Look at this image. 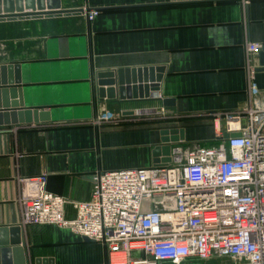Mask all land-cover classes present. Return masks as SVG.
Listing matches in <instances>:
<instances>
[{
	"label": "crops",
	"instance_id": "obj_1",
	"mask_svg": "<svg viewBox=\"0 0 264 264\" xmlns=\"http://www.w3.org/2000/svg\"><path fill=\"white\" fill-rule=\"evenodd\" d=\"M60 6L82 13L0 22V67H11L7 73L26 85L25 105L51 119L0 127L11 130L0 135V227L12 221L20 227L29 264H110L99 243L57 227L23 226L20 181L45 176L52 194L85 202L95 172L153 166L161 130H184L182 147L215 145L211 116L248 102L244 46L264 45V0H60ZM85 10L99 13L89 22ZM159 67L160 89L151 94L158 100L141 107L171 99L164 108L173 124L141 122L133 111L141 103L99 101L95 94L98 72ZM254 81L264 94V72ZM101 110L119 111L101 125L95 121ZM65 217H74L70 205Z\"/></svg>",
	"mask_w": 264,
	"mask_h": 264
},
{
	"label": "built area",
	"instance_id": "obj_2",
	"mask_svg": "<svg viewBox=\"0 0 264 264\" xmlns=\"http://www.w3.org/2000/svg\"><path fill=\"white\" fill-rule=\"evenodd\" d=\"M98 13L84 11L89 22ZM261 48L244 46L248 102L240 111L211 116L214 146L183 149L178 142L171 145L167 164L95 172L85 202L52 194L45 176L22 179L21 224L57 227L99 243L110 264L214 258L264 264V94L253 82ZM100 119L116 117L106 112ZM8 133L0 129V135ZM224 134L237 136L223 139ZM67 205L72 219L65 217Z\"/></svg>",
	"mask_w": 264,
	"mask_h": 264
},
{
	"label": "water",
	"instance_id": "obj_3",
	"mask_svg": "<svg viewBox=\"0 0 264 264\" xmlns=\"http://www.w3.org/2000/svg\"><path fill=\"white\" fill-rule=\"evenodd\" d=\"M138 6L144 7L148 5ZM245 12L248 17V7L245 8ZM78 13H82V10L61 9L60 0H0V22L71 16ZM257 64L255 75L256 73L264 72V45L258 53ZM9 71H11V67H0V127L23 125L29 123L31 119L35 124L51 121L50 113H38V109L25 105L26 85L21 82L18 76L13 78L8 74L7 72ZM162 73L163 69L160 67L156 69H120L115 73L98 72L95 74V78L91 80L97 88L95 94L97 92L99 101L118 99L121 103H147L158 100L151 94L159 91ZM255 75L254 84H256L254 81ZM9 96L11 98L10 103L8 101ZM172 103L171 99L162 100L163 107H167ZM124 114L131 115L132 112ZM235 136L237 134H224L223 139ZM183 140L184 130H161L159 145L152 151L153 166L167 164L171 145ZM11 224V226L0 227V264H29L23 247L24 241L22 240L21 229L15 226L13 221ZM83 241L88 242L86 239H83ZM34 264H40L39 260H34Z\"/></svg>",
	"mask_w": 264,
	"mask_h": 264
},
{
	"label": "rangeland",
	"instance_id": "obj_4",
	"mask_svg": "<svg viewBox=\"0 0 264 264\" xmlns=\"http://www.w3.org/2000/svg\"><path fill=\"white\" fill-rule=\"evenodd\" d=\"M141 105H146V104L141 103V104L134 107L133 111L136 112V114L140 115V114H142L140 112H142L144 110H153L154 111V114H143V115L139 116V117H141L140 118L141 122H149L152 120V121H155L159 124H167V123L173 124V120H171V118H168L169 116L167 115L166 110L163 108V105L162 106H159V105L155 106V105L151 104V105H147L144 107H141ZM118 111L119 110H115V111L101 110V113L97 116L95 121L101 125L102 124L108 125L109 123H112L115 120L103 122L102 119H100V115H104V113L107 112V113H110L114 119L115 117H117L116 114H118ZM145 120H147V121H145ZM192 145L183 146V149H189V148H191ZM213 145H214V143H211L210 145H208V147L213 146ZM165 264H168V263H165ZM186 264H189V263H186ZM191 264H235V263L233 261L227 259V258H214V259H211L210 261H207V262H192Z\"/></svg>",
	"mask_w": 264,
	"mask_h": 264
},
{
	"label": "bare ground",
	"instance_id": "obj_5",
	"mask_svg": "<svg viewBox=\"0 0 264 264\" xmlns=\"http://www.w3.org/2000/svg\"><path fill=\"white\" fill-rule=\"evenodd\" d=\"M119 258H123V255H121V256H118ZM113 263H115V261H113Z\"/></svg>",
	"mask_w": 264,
	"mask_h": 264
}]
</instances>
